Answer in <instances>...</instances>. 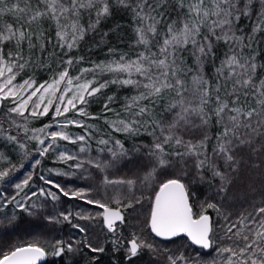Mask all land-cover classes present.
<instances>
[{
    "label": "snow or ice",
    "instance_id": "obj_1",
    "mask_svg": "<svg viewBox=\"0 0 264 264\" xmlns=\"http://www.w3.org/2000/svg\"><path fill=\"white\" fill-rule=\"evenodd\" d=\"M23 3L24 7H20V0L11 5L6 0H0V101L11 99L14 105L6 113L8 127L0 124V139L15 145L22 159L30 155V141H36V151L40 156L57 150V142L61 140L79 144L76 153L58 151L57 159L64 163L74 161L71 167L77 170L85 169L87 164L102 173H106L107 169L114 167L122 158L130 160L147 147V152L144 153L146 163L141 165L146 170L142 175L110 179L105 174L102 180L104 187L124 186L131 192L138 184L142 188H149L159 181L158 190L153 188L154 199L146 225L155 236L172 238L186 234L192 244L205 250V255L214 250L217 256L223 257V264H264V188L261 206L252 204L250 210L241 212L235 221L228 211L231 207L229 198L233 195L232 189L240 181L242 173L255 172L256 178L264 179V77L256 80L257 70H264V63L257 62L254 48L259 43L257 34L264 32V0H260L259 9H255L256 0H37L35 10L30 0H23ZM41 4L43 8H40ZM113 9L131 13L136 37L133 46L142 50L136 52L135 59L121 53L119 59L93 63L92 67L81 68L78 75L71 76L70 68L84 58L73 57L68 53L79 46L87 33L97 31L102 20L111 16ZM254 9L256 21L252 31L247 35L238 34L240 29L237 22L243 16L252 15ZM173 11L177 13L175 18L171 15ZM5 14H12L18 22L23 20L28 25L41 18L50 19L56 27V44L65 50L64 55L67 56L59 61L61 70L53 71L50 80L35 87L27 99L23 97V93L32 89L36 82L29 77L20 84L15 83L19 72L32 62L31 55L27 58L24 56L21 45L26 42L29 53L36 48L44 52L45 41L49 38L43 29L32 32L19 23L16 27L3 23ZM84 14L89 16L87 27L80 22ZM108 35V32H104L101 41ZM6 42H14L16 46V51L8 52L7 56L3 51ZM220 42L228 50L215 68L216 82L213 85L205 77L203 67L206 63L215 61L214 49ZM244 49H250L251 54L245 55ZM108 51L115 55L117 50L109 48ZM185 52L195 61L191 87H188L186 77L193 72V68L186 64L183 56ZM54 57L55 52L49 59ZM37 66L44 65L39 62ZM89 73L92 75L91 79H88ZM103 73H110L113 78L101 82L98 76ZM136 76L139 78H134ZM110 84L131 86L136 89L137 94L126 98L122 108L126 118H121V113L110 107L115 97L109 96L103 111L113 112L116 119L109 120L105 116V122L116 132L130 136L139 135L141 130L148 132L151 127L148 134L153 137V141L148 146L137 144L128 149L119 139L101 138L97 144L105 147H100L98 151L110 154L111 160L98 157L81 159L80 154L90 149V130L95 125L87 124L80 117L100 118L99 114L89 113L87 105L91 98H95ZM173 93L176 98L168 100L162 106L164 113H173L172 119L167 121L162 113H154V108L165 99L166 94ZM241 94L245 97L243 104ZM249 95L255 99V107L248 106ZM33 97L36 99L33 100ZM53 105V123L39 129L28 127L30 118L47 115ZM26 111L28 116H25ZM70 112L74 114L73 118L67 115ZM146 115L150 119L143 120ZM16 117L21 118L23 123H19ZM60 117L63 119H57ZM53 124L58 130L48 131ZM70 125L80 127L84 134H72L67 130ZM212 126L218 129L214 137L210 133ZM10 128L22 131L24 139L13 135ZM110 143L113 144L112 147H108ZM0 161H9V167L0 170V181H5L17 167L10 163L9 157L3 152H0ZM40 163V160H35L33 168ZM206 171L211 173L212 180L218 181L215 185H211V181L209 184L215 189L213 196L219 197V200H202L198 205L199 211L194 212L197 205L193 198L196 193L191 191V185L197 180L206 181ZM57 174L64 173L57 171ZM189 175L192 178L185 183ZM166 176L171 178L161 179ZM32 179L33 173L30 172L16 183V195L5 199V204L11 202L18 209L35 214L47 203V198L57 201L60 193L64 197L86 200L88 204L103 210L94 217L80 215V219L102 218L104 227L113 233L118 231L117 222L125 223L121 210L123 197H113L112 202L117 207H110L108 202L87 198L93 191L91 188L66 190L43 175L39 179L50 187H42L38 193L32 191L30 197L26 195L17 199L20 192L30 187ZM53 187L57 191H53ZM249 190L255 192L256 188L249 184ZM38 194L46 198L44 204L36 202L26 205L23 202ZM141 199L143 197H129L122 207L133 208L140 204ZM209 210H214L224 223L214 221ZM72 216L71 212H60L58 217L50 216L48 219L70 222ZM73 226L81 233L86 232L85 227L79 224ZM224 240L231 243L222 246ZM81 243L93 253L104 251L102 246L93 247L87 240ZM113 243L119 246L120 241ZM127 243L128 260L144 249L155 251V246L136 232ZM48 247L52 249L51 255L54 256H60L66 250H75L73 242L57 240L49 245L33 241L4 252L0 255V264H38L49 255L46 251ZM168 261L169 264H217L215 258L204 261L200 258V253L195 258L183 253L178 256L169 255Z\"/></svg>",
    "mask_w": 264,
    "mask_h": 264
},
{
    "label": "trees",
    "instance_id": "obj_2",
    "mask_svg": "<svg viewBox=\"0 0 264 264\" xmlns=\"http://www.w3.org/2000/svg\"><path fill=\"white\" fill-rule=\"evenodd\" d=\"M17 0H6V3L11 5L16 3ZM33 10L36 8L37 0H30ZM20 7H24L23 0H20ZM43 8V5H40ZM260 8V0H256L255 9ZM255 9L250 16H243L237 22V27L240 29L238 34L247 35L252 31V26L256 21ZM172 17L175 18L177 13L173 11L171 13ZM94 18V16H93ZM26 19V17L24 18ZM85 27L89 23V16L87 14L82 15L81 21ZM3 23L12 24L14 27L22 25L25 28H30L32 32H37L41 29L45 31V35L48 40L45 41L46 49L44 52H40L38 48L33 49L31 53L28 51L27 43L21 45L23 49V54L27 58L31 55L32 62H42L44 66H37V63H29L23 71L19 72L16 76L15 83L20 84L29 77L35 80V85L32 89L23 93V97L27 99L31 91L35 87L39 86L44 81L50 80L53 75V71H60L59 61L61 59H66L67 56L64 55V51L60 49L56 44V27L55 24L47 18H41L39 21H35L28 25L24 23L23 20L17 21L12 14H5L3 16ZM117 26H119L117 28ZM135 27L132 15L126 10L113 9L111 16L102 20L98 26L97 31L89 32L85 35L84 39L79 42L77 48L72 49L68 54L73 57H83V61L75 64L70 68L69 72L71 76H76L79 74L81 68H90L93 63L99 64L100 62H107L112 59H119L121 53H126L128 58L135 59V54L141 51V48L133 46L135 40V33L133 31ZM163 27V26H161ZM113 29H116L113 31ZM108 32L109 35L101 41L102 34ZM259 43L254 45L257 53V62L264 63V32L257 34ZM35 42V41H34ZM116 49V54H110L108 49ZM155 50V48L153 49ZM216 59L214 62L206 63L203 67V73L207 79H209L213 85L215 84V68L219 66L221 59L224 58L225 52H227V46L220 42L215 47ZM3 51L5 56L8 52H15L16 46L14 42H6L3 45ZM55 52V57L49 59L51 54ZM245 55H250V49H244ZM185 57L186 64L193 68V72L189 73L186 77V83L188 87H191V77L195 74V61L188 52L183 53ZM227 74V72L225 73ZM126 75V74H124ZM261 77H264V70L258 69L256 74V80L258 81ZM91 73L88 74V79H91ZM112 74L103 73L98 76V79L103 82L104 80L112 79ZM134 78H139L138 76ZM63 87V85L61 86ZM230 87V85H229ZM137 94L136 89L131 86H119L115 84H110L108 88L102 90L95 98H91L87 105V111L93 115L99 114V119H89L80 117L84 119L87 124L95 125V128L91 129L92 138L89 140L90 149L86 153L80 154L81 159H87L89 157H98L102 160H111L110 154L107 152L100 153L98 149L100 147H105L103 145H98L97 141L101 138L107 140L119 139L124 142L125 147L131 149L134 145H144L148 146L152 143L153 137L148 134L151 131V127L148 128V132L141 130V133L136 136H130L127 133L116 132L112 127L105 122L104 117L106 116L109 120L116 119L113 112L105 113L103 111V106L105 101L109 96L115 97L113 103L110 107L115 110V112L121 113V118H126L122 112L123 105L126 102V98L132 97ZM69 95H71L69 93ZM223 96V91L221 92ZM176 98L174 93L171 95L166 94L165 99L158 103L154 108V113H162L165 120L170 121L172 119L173 113H164L163 105L167 103L168 100ZM36 98L33 97V100ZM231 99V97H229ZM241 103L245 102V97L241 94ZM147 103V101H145ZM248 106L255 107V99L249 95ZM14 106L11 99L2 101L0 107V124L8 127L6 113L7 110ZM80 107V105H77ZM31 110V104L29 105V111ZM55 111V106L50 108L49 113L45 116H39L35 119H29V128H42L46 124L53 123V113ZM175 111V110H174ZM28 111L25 112V116H28ZM15 114H13L14 116ZM69 118H73L74 114L72 112L67 114ZM19 123H23V120L16 117ZM63 119V117L57 118ZM143 120L150 119L149 116H144ZM215 121H213V125ZM58 130L55 124L48 131ZM72 134H84L83 129L75 125H70L67 129ZM218 129L215 126L210 128V133L214 137ZM9 131L13 135H18V137L23 140L24 133L16 128H10ZM31 135V133H29ZM43 138V137H42ZM186 139L191 137H185ZM196 138H199L197 136ZM211 143L209 146V151H211ZM79 144H72L69 141H58L57 150L50 151L44 156H40L36 151L38 147L36 141L28 142V148L31 150L30 155L27 158H21L20 152L17 150L16 146L10 144L3 139H0V152H3L10 159V163L16 165L17 170L11 174L9 178L5 181H0V255L4 252L11 250L12 248L27 244L29 242L38 241L43 244H54L57 240H62L65 242H73L74 251L68 252L67 250L60 256L51 255L52 249L50 247L46 248L49 253L48 260L44 264H169L168 256H178L183 253L185 256L190 258H195L197 253H200V258L204 261H211L213 258L217 260V264H223V257L217 256L214 250H211L209 254L205 255V250L195 246L190 242V240L184 236L178 237L170 241H161L155 238L150 228H148L147 220L149 219V212L152 200L154 199L153 188L158 190V183L154 184L149 188H142L139 184L129 192V190L124 186L117 187H107L105 188L102 184L103 176L107 174L110 179H120V178H134L135 175H142L146 169H143L141 165L146 163V156L144 153L147 152V147L143 149L141 153H137L132 159L122 158L114 167L107 169L106 173L100 172L98 169L85 164V169L77 170L71 167L74 161H68L64 163L57 159L58 151L67 150L69 153H76L79 149ZM113 144L110 143L108 147H112ZM40 160L41 163L33 168L35 160ZM23 164V167H21ZM9 167V161H0V170ZM57 171L64 174H57ZM33 173V179L30 182V187H26L22 192H20L17 199H22L23 197L31 196L32 191H37L40 188L47 189L50 187L44 181H41L39 177L43 175L46 179H52L55 183H59L66 190H76L81 188H91L93 191L89 193V199H100L102 202H108L109 206H116L112 202L113 197L119 195L123 197L121 210L124 213L125 223L118 225V231L113 233L109 232L103 225L102 218L96 219H80V215L84 216H95L97 212L103 211L96 205L88 204L86 200L72 197H64L62 194L58 193L59 199L57 201H52L47 198V203L44 204L45 197L39 196L31 197V199L23 200L26 205H32L36 202L44 204L35 214H29L21 209H18L14 203H6L5 199L16 195L17 190L14 185L22 181L28 173ZM206 181L200 182L197 180L191 185V191L196 193L193 198L196 203L194 212L199 211V202L205 199L219 200V197H214V187L210 186L218 183L216 180H212L211 173L205 172ZM171 178V177H162ZM191 175L185 180L187 183L191 180ZM249 184H252L256 191L249 190ZM262 188H264V179L256 178L255 172H245L241 174L240 181L232 189L233 195L230 196L231 207L228 211L231 213V219L235 221L241 212L250 210L251 205H260V200L262 198ZM53 191H57L54 187ZM143 197L140 204L134 205L133 208L124 209L122 205L127 203V198L129 197ZM60 212H71L73 216L71 221H63L62 219L57 221H51L48 217H58ZM79 214V215H78ZM209 215L213 217L214 221H219V223H224L222 218L217 217L214 210H209ZM79 224L85 227L86 232L81 233L73 225ZM136 232L138 235L142 236L145 240L152 243L155 246V251H149L148 249L142 250L136 257L131 260L126 259L127 253L126 248L128 247V241L132 239V234ZM87 240L91 243L93 247H103L104 251L102 253H93L87 247H84L81 242ZM120 241L119 246L113 243V241ZM231 243L230 241L224 240L222 246ZM227 254H225L226 256ZM95 258V259H94ZM179 264V262H178Z\"/></svg>",
    "mask_w": 264,
    "mask_h": 264
},
{
    "label": "water",
    "instance_id": "obj_3",
    "mask_svg": "<svg viewBox=\"0 0 264 264\" xmlns=\"http://www.w3.org/2000/svg\"><path fill=\"white\" fill-rule=\"evenodd\" d=\"M1 104H2V101H0V107H1ZM110 207H116V206H110ZM122 212H123V211H122ZM123 215H124V213H123ZM117 225H122V224H120L119 222H117ZM150 231H151V230H150ZM151 233H152V232H151ZM152 235H153L155 238H157V239H159V240H161V241H170V240L176 239V238H178V237H182V236L188 238L186 234H180L178 237H172V238L157 237V236H155L154 233H152ZM188 239H189V238H188ZM190 242H191V241H190ZM195 246H197V245H195ZM197 247H199V246H197ZM199 248H200V247H199ZM48 256H49V255H47L42 261L38 262V264H44V263H46L47 260H48Z\"/></svg>",
    "mask_w": 264,
    "mask_h": 264
},
{
    "label": "flooded vegetation",
    "instance_id": "obj_4",
    "mask_svg": "<svg viewBox=\"0 0 264 264\" xmlns=\"http://www.w3.org/2000/svg\"><path fill=\"white\" fill-rule=\"evenodd\" d=\"M117 227H118V225H117ZM129 246V245H128Z\"/></svg>",
    "mask_w": 264,
    "mask_h": 264
}]
</instances>
